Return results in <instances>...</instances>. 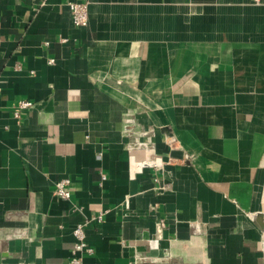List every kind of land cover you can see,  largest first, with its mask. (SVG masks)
<instances>
[{"label":"crops","instance_id":"1","mask_svg":"<svg viewBox=\"0 0 264 264\" xmlns=\"http://www.w3.org/2000/svg\"><path fill=\"white\" fill-rule=\"evenodd\" d=\"M263 236L264 0H0V264H264Z\"/></svg>","mask_w":264,"mask_h":264},{"label":"built area","instance_id":"2","mask_svg":"<svg viewBox=\"0 0 264 264\" xmlns=\"http://www.w3.org/2000/svg\"><path fill=\"white\" fill-rule=\"evenodd\" d=\"M257 2L258 0H252ZM65 6L68 8L71 18V23L75 27H84L87 25L88 22V6L86 3H77V2H67ZM49 64L53 63V60H48ZM32 104L27 101H17L13 106V113L17 117L18 113L21 110H26L31 108ZM129 121L127 120L128 124ZM124 132H128L127 125L124 126ZM71 182L68 178H62L55 182L53 196L57 199L68 201L71 196ZM97 220H101V216L97 217ZM72 234L76 238V243L73 247V254L78 252L85 253L86 255H92L93 250L87 246L85 241V231L83 224H77L72 229ZM264 240V236H263ZM264 247V245H263ZM75 263V262H74Z\"/></svg>","mask_w":264,"mask_h":264}]
</instances>
